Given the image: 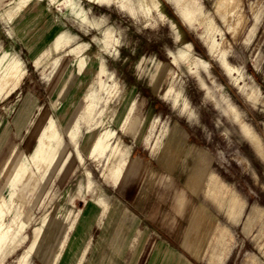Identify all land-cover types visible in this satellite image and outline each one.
Instances as JSON below:
<instances>
[{"label": "rangeland", "instance_id": "374dc122", "mask_svg": "<svg viewBox=\"0 0 264 264\" xmlns=\"http://www.w3.org/2000/svg\"><path fill=\"white\" fill-rule=\"evenodd\" d=\"M59 1L52 0V4L49 0L33 3L11 23L0 17V49L14 48L27 67V74L18 90L0 102V181H6L1 164L15 145L17 155L33 149L36 139L27 137L28 130L40 108L44 105L52 107V115L56 118L58 110L52 102L57 101V86L73 59L68 52L70 46L54 50L55 37L60 29H69L77 34L78 43H89L86 53L91 57L86 58V67L79 72L81 76H78L77 84L71 91L79 95L87 90L89 83L99 87V82L105 81L109 93H103L101 103L93 111L91 123L103 124L101 133L109 130L115 134L105 142L109 144L108 152L103 155L98 148L93 152L98 161L91 159L92 153L84 148L90 121L86 122L78 139L85 163L78 162L74 172L63 183L57 178L49 181L42 195L43 183L33 197L32 185H27L22 196L28 200L32 197L30 206L22 208L20 200L15 198L14 214L21 213L28 222L22 232L26 237L15 251L0 259V264H21L26 249L34 240L35 228L46 215L55 217L57 225L47 241L37 246L28 264H99L103 260L97 258L96 253L92 258L93 249L97 252L122 250L130 245L134 249L152 251L158 244L193 260L185 245L171 244L143 222L133 210L131 198L125 197L119 186L106 183L103 179L106 156L119 138L129 145L127 151L131 159L124 166L119 183L125 179L127 182L134 181V177L140 176L141 166H132L134 159L154 160V165H157V160H164L163 155L153 151L145 141L146 137L151 139L155 136L156 123L160 122L156 118L167 123L183 141L171 165L180 175V185L185 183L194 188L201 206L202 223L209 225L204 231L190 234V249L215 252L213 254L231 253L229 264H264V160L253 151L239 126L223 111V108L235 104L243 120L252 125L264 143L261 125L256 120L263 117L258 113L260 95L256 100L247 97V93L256 88L264 90V0H243L236 11H232L224 0H181L179 4L176 0H162L163 10L151 13H147L138 0H113L107 3L111 5L103 6L91 5L87 1L80 3L78 0L84 9V22L101 29H84L77 19L69 15L68 7L61 5L63 0ZM10 2L0 0V12L11 7L13 4L10 5ZM186 14H190L191 18H187ZM109 31L113 33L108 35ZM211 40L219 44L217 51L211 50ZM187 42H191V50ZM101 44L108 45L109 50L102 49ZM72 45L76 46V43ZM222 48L227 51L228 62L240 73L229 74L225 69L219 57ZM95 55L102 56L108 69L115 73L121 87L120 97L112 98L118 84L107 82L105 74L100 72L101 59L96 60ZM35 58H40V66H36ZM57 58L61 61L52 73ZM198 59L205 60L207 67L199 64ZM159 63H165L167 70L164 77L156 82L153 73ZM90 68L92 72L87 76ZM186 97L196 112L193 121L177 114L171 106L173 103L185 111L190 105ZM66 101L61 99L62 104ZM73 101L81 103V97L76 96ZM87 105L83 106L80 118L84 116L83 110ZM107 106H114L119 114L108 115L107 111L105 113ZM133 116L143 118L137 129H129ZM112 122H116V128L123 124V130H111ZM18 124H21V129H18ZM154 140L152 142L155 143ZM66 142L77 158L70 136H66ZM187 148L193 149V156L183 162L182 153ZM194 156L202 157L210 171L224 183V188L218 189L208 175L190 177L189 169ZM87 171L104 188L111 202L104 214L95 207L97 214L88 220L87 226L80 224L76 227L73 226L76 214L81 209H87L85 199L89 200L91 196L79 198L75 206L70 199L87 182ZM33 181L39 183L38 174ZM24 187L20 186V193ZM47 191H50L48 195ZM259 208L263 211L262 218L247 226L249 214L254 210L260 211ZM78 227L84 231L81 239L83 249L90 245L81 263L64 259L67 246Z\"/></svg>", "mask_w": 264, "mask_h": 264}, {"label": "bare ground", "instance_id": "6f19581e", "mask_svg": "<svg viewBox=\"0 0 264 264\" xmlns=\"http://www.w3.org/2000/svg\"><path fill=\"white\" fill-rule=\"evenodd\" d=\"M38 1L39 0H30L29 3L25 4V9L29 8L33 3H39ZM91 1L111 3L113 0ZM176 1L178 4L181 2V0ZM224 1L229 3L232 11H236L243 0ZM138 2L147 13H151L153 10H163L162 0H138ZM60 3L64 7L66 6L68 8H72L77 12V14L84 12V9L81 8L78 0H64ZM181 10L185 11L183 7H181ZM186 17L191 18V15L186 14ZM112 33V31H109L107 34L109 35ZM65 41L66 37L64 34H61L57 38L58 44ZM186 45L189 50L192 49L191 42H187ZM210 47L212 51H217L219 44L216 43L215 40H211ZM181 54L184 55L185 53ZM226 56V49H220L219 57L228 73H240V70L237 67L228 62ZM85 60L87 59L83 58V61L78 60L68 74L64 75L63 73L61 77L62 80L60 81L59 86H57V101L52 102V106L58 110L56 118L52 115V107L50 108L44 105L40 108L36 119L32 122V125L28 130L27 137L36 139L33 149L28 152L23 151L21 154L17 155V145H15L11 149L9 156L1 164V167L5 171L6 181L5 183L0 181V259L5 258L7 255L15 251L26 237V235L24 236L22 232L28 225V222L25 221L21 213L14 214L13 206L15 198L20 200L22 208L26 205L30 206L33 195L38 192L42 183L44 186L41 191V195L46 192L48 183L50 184L54 178H57L60 183H63L69 174L74 172L78 162L81 164L85 163V156L79 149L78 139L83 132L82 127L86 122L90 121L87 134L84 138V143L86 144L84 148H87L89 154L98 148L101 149L100 153L103 155L108 152L109 144H105V142L112 135H114L115 132L106 130L104 133H101L103 124L99 123L98 125H95V123H91V117L94 109L101 103V100L104 97L103 93L108 92L107 83L105 81H100L98 87L94 83H89V81L87 90H85L84 93L75 95L73 94V91H71V89L77 84L80 69H84L86 67ZM198 60L199 64L207 67V62L205 60ZM59 64L60 63L56 62L53 65L52 73L59 66ZM100 69L101 73H107L105 67H102V65ZM166 70V64L159 63L157 71L154 75V81L159 82L164 77ZM24 72L25 68L23 62L16 59L9 52L3 54L0 59V100H2L4 96L9 95L13 88L19 84ZM91 72L92 68H90L89 71L87 70V76H89ZM111 95L112 93L109 98ZM76 96L81 97V103H74L73 100ZM64 98L67 99V101L65 104H62L61 99ZM58 101L60 102L59 104ZM87 103V107L83 110L84 116L80 118L83 106ZM107 108L105 109V113ZM103 116L104 114H102V118ZM142 121V117L138 116L134 118L133 116L132 124L129 126V129H137V125ZM66 136H70L75 144L78 154L77 158L74 156L72 149L67 144ZM128 149L129 145L125 143L122 138H119L117 143L110 148V153L108 155L106 154V165L104 167V172H102L103 179L105 181H111L115 184L118 183L123 173L124 166L129 162V160H131L127 151ZM133 165L137 166L141 164L133 161L132 166ZM37 174L39 176V183L33 181L35 175ZM86 179L87 182L83 183L70 199L71 204L75 206L79 198H84L85 195L91 196L89 200L87 198L85 199L88 206L87 209H81L76 214L73 223V226L76 227L80 224L83 227L87 226L90 218L97 214L95 207L101 209L102 214H104L109 206L110 196L101 185L97 184L93 180L92 173L90 171H87ZM32 181L33 183H31ZM27 185H32L30 188L32 193L30 200L22 196ZM20 186H25L21 190V193L19 192ZM49 193L50 191H47L46 195ZM58 212H60V208H58ZM56 225L57 220L51 215H46L42 219L41 223L35 228L34 240L29 248L26 249V252L22 257L21 264H28L29 258L35 255L37 246L40 243L44 244L47 241V238L54 232ZM46 229H49V231ZM83 232V229H80L79 227L75 229L76 235L74 236L72 242L68 244L64 259H72L74 261H79V263L82 262L87 251V248L83 249L81 241Z\"/></svg>", "mask_w": 264, "mask_h": 264}, {"label": "crops", "instance_id": "0c3cea01", "mask_svg": "<svg viewBox=\"0 0 264 264\" xmlns=\"http://www.w3.org/2000/svg\"><path fill=\"white\" fill-rule=\"evenodd\" d=\"M45 0H39L38 2H42ZM61 1V0H60ZM59 1V2H60ZM64 1V0H63ZM80 3L87 1L88 3L98 4V5H111L105 2H94L91 0H79ZM30 0H11L9 3L10 5L5 12H0V17L6 23L13 22L14 18L24 11L25 4L29 3ZM50 4H52V0H49ZM66 8V7H64ZM74 19H77L81 26L86 28H97L101 29V27H91L84 22V16L82 13L77 14L72 8H66ZM87 11V10H86ZM80 12V11H79ZM88 15V11L86 12ZM89 16V15H88ZM82 21V22H81ZM64 34L66 37V41L58 44L57 38ZM78 35L71 32L69 29H60L57 33L54 41V50L60 51L65 49L66 47L70 46V50L68 51L69 54L73 55V59L67 66V70L65 69L64 75L68 74V72L72 69V66L78 61L82 60L83 58L91 57L86 53L87 48L89 47V43H78ZM76 43V46L72 45ZM102 49L108 51L109 46L106 44H101L100 46ZM114 47V46H113ZM116 47V46H115ZM9 52L11 53L16 59L20 60L24 64L25 72L22 76L18 85H16L9 95H6L0 100V102L8 99L15 91L18 90L20 87L25 75L27 74V67L26 63L23 58L20 56L18 52L14 50V48L8 49H0V59L4 53ZM96 60L101 59L102 67H105L107 73L105 74L107 78V82H117L118 89L114 92L112 98L120 97L121 96V87L120 84L115 76V73L110 71L106 65L105 59L100 55H95ZM153 60V59H152ZM151 60V61H152ZM61 58H57L54 63H60ZM157 61V60H156ZM159 62V61H158ZM53 63V64H54ZM36 66H40V58H35ZM174 65V62H173ZM154 75L156 73V68H154ZM83 69H80V72ZM152 74V75H153ZM235 74V72H234ZM233 74V75H234ZM81 76V75H79ZM241 83V82H240ZM262 83H264V77L262 79ZM117 93V96H116ZM208 95L209 92H207ZM258 95H260L258 97ZM247 97L250 100H256L257 97L260 100L258 104L261 108L258 110L259 115H263V117L257 118L258 124L261 125L262 134L264 135V90L256 88L255 91H250L247 93ZM188 104H190L185 111H182L180 108L176 107L172 103V109L179 115H185L188 120H195L196 112L191 105L188 97ZM226 116H229L231 120L239 126L241 134L247 140L253 151L264 160V143L259 135V133L250 125L249 123L245 122L242 118L241 112L238 107L232 103L231 106H227L223 108ZM119 114L112 108H107L108 115H115ZM123 112L122 114H125ZM157 122V129L155 136V143L152 142V139L145 138L147 145L151 147V149L155 152H159L163 155V159L165 160H157V165H154L153 161L150 160L149 162L143 161L140 157L138 159H134L140 163L141 165V173L140 176L134 177V181L130 180L127 182L126 179L122 182H118L117 184L111 181H105L106 183H110L113 186H119L121 193L127 197L131 198L132 208L135 212L139 214L142 218V221L146 224L152 226L162 237L166 238L171 244L174 245H185L187 250L190 252L191 258L193 260H189L186 256H183L178 251L165 249L164 247H160L159 244L155 246L156 250L147 251L145 249H134L129 246L124 247L122 250H103L102 252L95 251L94 249L91 250L92 258H94L95 253L98 254L97 258L100 257L103 261L99 264H229L231 262L232 257L230 254L226 255L223 252H215L211 251H193L190 249L188 243L190 241L189 236L190 234H195L200 232L201 230L209 228L202 223L203 218L201 215V206L200 203L197 201V194L194 188L190 185L183 184L180 185V175L177 174V171L173 170V166L171 165L172 161L175 159L176 155L179 153L181 147L183 146V141L176 135L174 129H172L167 123L165 124L161 119L156 118ZM19 123V121H18ZM113 127L111 130L118 131L123 130V124L119 127H115L116 122H112ZM21 124H18V129H21ZM161 126V129L159 128ZM5 131L6 128H4ZM119 132V131H118ZM160 134V135H159ZM189 144V141H186ZM183 159L182 161L185 162L189 157L193 156V149L187 148L183 151ZM91 159L98 161V156L95 157L93 155L90 156ZM132 161V162H133ZM166 162V164H164ZM211 169L209 166L204 162L202 157L194 156V161L189 169L190 177H197V176H210L211 180L214 185L218 189L224 188V183L220 180L219 176L210 171ZM93 178V174H92ZM126 178V177H125ZM235 200V198H234ZM109 199V204H110ZM260 211L254 210L252 213L249 214L247 226L252 225L256 221V219H261L263 214L261 209ZM257 212V213H256ZM117 235V234H116ZM116 235L114 238H116ZM160 236V237H161ZM161 237V238H162ZM113 238V239H114ZM115 241V239H114ZM145 243H147L145 241ZM90 249L87 248L86 254ZM101 253V255H100ZM100 255V256H99ZM214 259L215 261H211ZM219 259V261H216ZM195 260V261H194ZM33 264V263H32Z\"/></svg>", "mask_w": 264, "mask_h": 264}]
</instances>
